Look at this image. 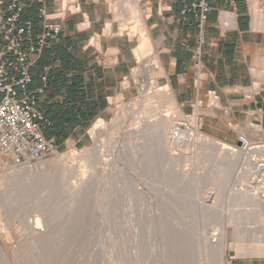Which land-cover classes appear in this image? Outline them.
<instances>
[{"label": "crops", "instance_id": "obj_1", "mask_svg": "<svg viewBox=\"0 0 264 264\" xmlns=\"http://www.w3.org/2000/svg\"><path fill=\"white\" fill-rule=\"evenodd\" d=\"M22 1L23 18L31 21L35 33L43 31V6L62 21L58 37L49 40L31 67L27 86L29 91L43 89L37 107L47 120L44 135L57 150L105 120L115 98L134 96L133 89L122 86L123 80L149 53L157 61L154 79L170 86L176 103L185 112L201 107L196 119L205 134L237 143L239 133H247L248 121L264 125V29L257 21L264 0L211 3L215 9L206 23L199 88L192 68L197 23L192 15L184 18L180 13L193 0H133L132 15L140 20L135 34L128 25L110 33L121 25L110 0ZM121 13L127 18V10ZM221 20L229 26L221 27ZM256 83L263 86L257 88ZM211 93L217 96L216 105Z\"/></svg>", "mask_w": 264, "mask_h": 264}, {"label": "rangeland", "instance_id": "obj_2", "mask_svg": "<svg viewBox=\"0 0 264 264\" xmlns=\"http://www.w3.org/2000/svg\"><path fill=\"white\" fill-rule=\"evenodd\" d=\"M110 1L112 2L111 4H109V7L116 11V19H119L121 23L120 29L111 28L110 33L112 34L120 33L121 30L128 25L131 27V30H133L132 32L135 34L137 27L140 25V20L138 21L137 19H134V15H132V11L134 10V8H136V3L133 0H110ZM122 10L124 11L127 10V18H124V16L122 15L121 13ZM257 21H259V27L264 29V9H259ZM154 60L155 59H153V55L151 53L145 55V58L143 57L139 59L138 64L133 67L130 75L127 77V79L125 78L122 83L123 87H127L135 91L134 96L131 97L130 99H125V100L122 99L121 97L115 98L111 107L112 112L107 116V118H105V120H101L100 122H98V124L99 123L103 124L102 126L110 129V132L113 131L112 132L113 134L114 131L115 134L117 132L122 133L124 130L132 127L135 124L132 119L133 117H130L131 102L134 99L143 96L142 94L144 91L142 92V90L145 89L148 91L150 90L151 92L147 91V96L152 97L154 95V92L156 91V88H164V87L166 88V86L158 84L157 81L154 79L155 75H153V69H152L155 64ZM144 75L145 77H141ZM257 75H261V74L257 72ZM144 84L146 86L148 85V87L147 88L144 87L143 86ZM261 86L263 85H261L260 83H256L257 88H260ZM165 99H166L165 96L159 98L160 108L156 112L158 113L159 111L161 112L163 111V109H166V111L164 110L165 112L172 113L176 110L173 113V116H175L174 120L181 119L182 117L179 118L178 117L179 115L176 114L178 108L182 109L181 106L178 103H176V101L174 103V106L167 105ZM127 104H129V106ZM166 105L167 107L170 106L171 108L170 109L167 108ZM201 112H203V110L201 109V107H197V105L195 106V110L192 112H187V111L185 112L182 109V114L190 119L191 127H192L193 118L196 115L197 117H199V114ZM161 113L164 114L163 112ZM187 125L181 127L186 129ZM93 126L90 127V129H86L85 131H83L82 134L79 137H77L76 141L73 144L58 150L56 153H52L48 155L43 160L46 162L48 161L51 162L52 160L53 162L54 159L55 161H58L59 157L60 159L64 157H65L64 159H69L70 155L68 156V154H71L72 152L78 153L79 149H81L80 150L81 153L83 148L87 146H91V144H93V141L95 140V139L93 140L94 137H92V135L95 136L94 133L95 131ZM246 129L248 134L247 133L245 134L249 138V142H256L259 145H264V125L258 124L256 122L248 121L246 125ZM202 133L204 132L202 131ZM204 135L207 134L204 133ZM207 136L219 142L228 143L234 147H241L237 145V143H230L227 141L219 140L211 135H207ZM135 140L143 141L142 138H140L139 140L138 139ZM197 146L201 147L202 144L197 143L195 148L191 147L188 151L183 150L186 152L185 153L181 152V156H178L175 159H169L165 155L163 156V154L158 155L156 159L153 161V166L157 168L155 172L153 171L154 168L152 169L148 168L149 170L146 169L145 171L146 173L143 170L142 174L145 173L147 176L143 175V177L145 176L144 178L140 176L143 178V179L140 178L141 180L138 179L139 176L137 178L135 175H130L132 176V178H134V179L130 178V180L128 178L130 176H127L128 179H126V176L125 177L124 176L121 177L122 175L119 176L121 178L117 176L118 169L120 168L122 169L123 167V166L121 167L119 164L125 165V162H123L122 164L121 163L122 161H118V164H116L117 159H113V158L114 157L118 158V156L116 155H118L119 152L117 153V150L115 148V152L112 151L113 155L111 154L110 156L109 155L107 156L108 158L111 157L112 160L110 166L109 167L107 166V168L100 167L96 172L97 174H95L94 176L93 175L89 176L90 178L89 179L90 190H88L89 192L86 191L85 192V194L87 193L86 195L83 194L84 196L81 195L78 197L77 196L75 197V195L71 193L72 195H74L73 198L75 197L74 200L78 201L77 204L73 203V198L69 199L67 197L71 195L70 192L62 191V189L66 185L77 181V174L75 172L76 170L74 168H69L67 172V176L65 177L64 180L60 182V191L55 193L56 195L54 194L57 199L53 202L59 201L57 203H54V207L53 205L52 206L50 205L49 207L48 201L50 200L47 201H45V199L44 201L39 200L41 199V195H42V193H40L41 190L40 192L39 190H35L33 194L30 192L29 195L30 197L23 198L22 201H17L18 198H16L15 195L13 194H12L13 196L11 194L9 195L10 191L8 190L9 189L11 190L12 187L15 185V183L12 184L13 180L11 178V174L16 173L19 168L15 166L16 161L14 157H12L10 154L7 153H0V187H1L0 193L2 191L7 192L6 194L5 192L4 193L2 192L0 194V208H2L0 209V214L3 213V211L6 214V216L2 214L3 219H2V215H0V222L2 221L1 223H3V221L5 223L9 218H16V216L18 215L20 216L21 215L25 216V214L37 215L38 212H41V210L42 213L45 211L49 212L50 210L52 211L53 208L58 207L59 204L61 205V208L59 205V208H56V210L53 209L52 215L50 213L51 211L49 212L51 217L54 218L53 220H55V223L57 222V220H60L58 221L60 223L58 224L56 223L58 226L53 221V223L57 227L56 232L57 233L59 232V236L58 234L54 235L55 240H53L52 238L51 239L53 241L49 239L51 240L50 243L48 241L47 242L42 241L37 244L35 243V245L32 242L25 240L24 242L25 244L23 246L24 248H20L22 251L19 250L17 254L19 256L18 257L19 262H21V264H137V263L138 264L139 263L140 264H206L204 259V252H205V248L207 247L206 241L217 240L221 235L227 214H229V212L231 211L234 210L237 211L243 208L242 209L243 211H247V210L249 211L245 215L246 223L244 225L243 223L238 225L237 228H234V226H232L233 224L232 225L230 224L228 228V240L230 243L236 245L237 247L234 246L229 248L228 254L226 256V264H264V253H262L264 251L261 250L263 248H259V247H264V212H263L264 210L263 209H262L263 211L260 210L261 211L260 214V211H258V206L255 205L254 202L255 200L253 201L252 199L251 201H249L250 199H246V201L244 200L245 202L243 203L239 202L240 204L238 205H236L238 201L233 200L234 199L233 197L242 190L241 188L243 189L246 188L248 190V193L253 195L257 193L259 196H261V198L262 197L264 198L263 196L264 170L262 169L263 170L262 171V170H258L259 168L257 169L254 168L255 170L253 169L254 170L253 172H256L254 173L255 175H253L254 177L251 176L248 179L243 176L244 174L243 169L245 168L243 166H246V164H244L242 168L241 166L239 168V165H242V163L240 164V162L234 161L235 164L236 163L237 164L234 167L235 169L232 168L234 170H232L231 174H228L229 176L227 177L224 176L225 179L223 178L218 180L213 179L212 177L215 178V176L216 178H218L217 163H215L216 161L213 160L216 157L214 158L211 157V159L212 158L213 159L212 160L210 159L212 163L215 161L214 162L215 164L214 163L211 164V167L210 165L204 167L203 166L204 164L203 165L201 164L202 160H199V157H201L200 153L202 149L201 150L200 148L198 149ZM174 148L176 149V152L180 153V150H178L177 146L174 145ZM68 151H70L71 153H69ZM108 151L110 152V150ZM108 151L106 152L107 154ZM80 153H78V155ZM188 153L190 155L192 154L195 161L193 158L190 159L189 161H185L184 156L188 155ZM261 158L264 159V156ZM70 159L72 160V158ZM196 159L199 161H196ZM71 160L70 162H73V160L72 161ZM36 161L38 160L30 161V162L27 161L26 163L27 164L30 163L29 166L31 168H36L37 167ZM114 161H116L115 162L116 167L117 168L120 167V168L117 169L115 167H112ZM263 163L264 162H262L261 164ZM194 164L195 165L197 164L196 166L200 165L199 167H197L199 170L196 168ZM201 165H202V169H201ZM214 165H216V167H214ZM208 167L211 168V170ZM113 168H115L117 172ZM205 170H208L207 173L205 172ZM215 170H216L215 172L216 175L214 173ZM186 171H187L186 175L188 176V178L190 179L192 177L194 178L193 181H191L190 179L188 180L185 179L187 177L185 175ZM209 171L212 172L210 173ZM102 172L103 173L105 172L108 176L104 175L105 173L103 174ZM156 172L157 174H155ZM152 173H154L155 175H153ZM189 173L190 175L192 173L193 174L195 173L196 175L195 176L193 175L191 177L190 175H188ZM197 173L201 176H198ZM183 175L185 176V178L183 177L184 180L182 181ZM7 176L8 177L10 176L9 180L11 184L9 183ZM195 177H197V179L201 181H196L197 179H195ZM198 177L199 178L203 177V180L202 178L199 179ZM122 178L128 181V183L129 181H132L131 182L132 186L134 185L133 184L134 181L135 184L137 183L139 184L140 187L139 192L137 190V194H135V196L132 198L133 201L130 200L134 207L131 205V202L129 203V197L127 196L130 195L128 192H127L128 194H126V190H125V188L127 189V186L130 187L131 184L130 185L125 184L123 182L125 186L124 184L122 185L121 183L122 181H124ZM5 179L7 180L5 181ZM116 179L118 180L120 179V180L118 181ZM138 180L141 181V183ZM152 180L154 181L152 182L154 184H151L150 181ZM215 181H218L219 183ZM188 182H190L191 185L193 182L195 184L190 186L189 185L190 183L188 184ZM183 183L185 185L188 184L189 185L188 187L191 188L190 189L189 188L187 189L185 187L181 188L184 185ZM151 185L160 188L161 191H157V193L149 192L150 191L149 188ZM113 187L114 189H111ZM248 187L254 190L251 191V189ZM177 189H179L180 192H178ZM173 190L176 192V194L174 193ZM43 192L44 195L47 193V192L45 193V191ZM177 192L179 194L180 193L182 194L180 195L178 194L179 196H177ZM38 195L40 197H38ZM5 196H7V198ZM112 196L113 199H111ZM122 196L126 199L124 198L122 199L121 198ZM181 196L182 198H180ZM14 197L16 198V203L18 202L17 204L14 203L12 199ZM53 197L52 199L54 200L55 197L54 198ZM80 197H82L81 200ZM168 197L171 198L174 197V199L173 198L170 199L174 201L175 205L172 204V201L171 203L168 202L169 201L167 199ZM3 198L5 199V201ZM43 198L45 197L42 196V200ZM77 198L80 200V202ZM52 199L50 204H52ZM7 200L9 201L6 203ZM38 200L40 201V204H38L39 202ZM10 201L15 205L12 206L11 205L12 203H10ZM43 202H47L48 207L44 205ZM71 202H72L71 206H73V204H76L74 205L75 209L72 208L71 206H69L71 207L70 209L67 208L68 204L70 205ZM41 203L43 204V206H46V208L48 209L44 211V209L39 207L41 209L39 210L37 206L39 205L42 206ZM78 203L79 204L81 203L80 205L82 208H80V205ZM82 204H84V206ZM77 205H79V207ZM76 206L78 209H76ZM204 206H210V207L208 209L206 208V211L203 212L205 210ZM7 207H10L9 208L10 210L7 209ZM35 210L38 211L36 212ZM55 211H56L55 215L57 214L56 217L57 219H55V215H54ZM113 214L115 215L113 216ZM18 224L19 223L16 222V225L19 227L20 225ZM115 227L117 228L116 231L114 230ZM7 238L9 244L14 242L11 234H8ZM138 239H140V241ZM23 240L24 238L21 239V241ZM142 242L143 243L145 242L144 246ZM136 247L139 248L140 251ZM259 249H260V253H259ZM254 250H257L258 252ZM20 253H22V256L24 257H22ZM217 256L218 253L215 252L213 257L216 260L218 258ZM139 257L143 261L140 260ZM0 264H2L1 261Z\"/></svg>", "mask_w": 264, "mask_h": 264}, {"label": "bare ground", "instance_id": "obj_3", "mask_svg": "<svg viewBox=\"0 0 264 264\" xmlns=\"http://www.w3.org/2000/svg\"><path fill=\"white\" fill-rule=\"evenodd\" d=\"M156 62H155V64H156ZM151 84H152V82H151ZM143 86L146 87V88L148 87V85L146 86L145 84ZM169 87L156 88V91L154 92V95L152 97L147 96V91L148 90H146L144 88L146 90V92H145V90H142V92L144 91L143 94H142L143 96L140 97V98L134 99L131 102L132 107L130 105V108H131V116L130 117H133L132 119H133L135 124L132 127L124 130L122 133L116 131L117 133L115 134V131H114V134H115L114 135L112 133L113 131L110 132V129H108L107 127L102 126L103 124H101V123L98 124V122H100V121L96 122L94 124V126H93L94 127V131H95L94 132L95 136L92 135V137H94L93 140L95 139L93 141V144H91V146H87V147L83 148L81 153H80L81 149H79V152H78V153H80L79 155H78L77 152H76L77 153L76 154L74 152L71 153L70 151H68L69 153H71V154H68V156L70 155L69 159H64L65 158L64 156H63L64 158L61 157L62 159H60V157H59L58 161H55V159H54L53 162H52V160H51V162H49V161L46 162L43 159H39L38 161H36L37 162L36 163L37 167L35 166L36 168H31L29 166V164H30L29 162L30 161L28 162L29 164L26 163L28 160L24 161V162H19V161L16 160V163L15 162L14 163L16 164L15 166L18 167L19 169L17 170L16 173L11 174V178L13 180L12 184L15 183V185L12 187L11 190L9 189L11 187L8 188L9 190L7 189L8 191H10V193L8 192L9 195L13 194V195H15L16 198H18V199L21 198L20 200L17 199V201H22L23 198L30 197L29 196L30 192L33 194L35 190H39V192L41 190V192H40V193H42L41 199H39V198H37V199H39L41 201H44V199H45V201L50 200V201H48L49 207H50V205L51 206L53 205V207H54V203L59 202V201H57V202H53V201H55L57 199L56 196H55L56 195L55 193L60 191V182L62 180H64L65 177L67 176V172H68L69 168H74L76 170L75 172L77 174V181L66 185L62 189V191H68V192H70V194L73 193L75 195V197L76 196L78 197V196H81V195L84 196V195L87 194V193L85 194V192L86 191L89 192L88 190H90L89 189V185H90L89 184L90 183L89 176H91V175L94 176L95 174H97L96 172L98 171V169L100 167H106L107 168V166L108 167L110 166V163L112 162V160H111V157L108 158L107 156L108 155L110 156L112 154V151L115 152V148L117 150V153L119 152L118 155H116V156H118V158L117 157L115 158L114 157L115 155L113 156L114 158L113 157L112 158L113 159H117L116 160L117 161L116 164H118V161H122L121 163L123 164V162H125V165L124 164L123 165L119 164L121 167L123 166L122 169L120 167H118V168L121 169L120 170V169H118L116 167V165H115L116 161H114L112 167H115V168L118 169V172H117V170L115 168H113V169L116 170V172L118 174L117 175L118 177L121 176V175H122L121 177H123V176L125 177L126 176V179L129 178V180H130V178H132V176H130V175H135L137 178L139 176L138 179H140V178L143 179L145 176H147L145 174L146 173L145 171L148 168H151V169L154 168L153 171L155 172V170L157 168H155V166H153V161L156 159V157L158 155H162L163 154V156L165 155L169 159H175L178 156H181V152L182 153L186 152V151H183V150H187L188 151L191 147L195 148L197 143L202 144L201 147L197 146L198 149L199 148H200V150L202 149V151L200 153L201 157H199V160H202L201 164L202 165L204 164L203 165L204 167L205 166L207 167L209 165L211 167V164H213L215 161H216L215 163H217V172H218L217 175H218V178H216V176H215V178L212 177L213 179H216V180L221 179V178L225 179L224 176H226V177L229 176L228 174H231L232 170L235 169L234 167L237 164V163L235 164V162H240V164L242 163V165H239V168H240V166L242 168V166L244 164H246L247 167L243 166V167H245L244 168L245 170L243 169V172H244L243 176L245 178H248V179L251 176L255 175L254 173H256V172H253L255 169L259 168L258 170H262V169L264 170V163L261 164L262 162H264V159L261 158V157L264 156V145H259L256 142H249V143H247V144H245V145H243L241 147H234V146H232V145H230L228 143L219 142V141H217L215 139H212V138L208 137L207 135H204V133H202V131L200 129V126H199V124L197 122L196 116L193 118L192 127H191L190 119L182 114V109H180V108L177 109V113L176 114L179 115L178 116L179 118L182 117L181 119L174 120L175 116H173V113L176 110L174 112L170 113V112H165L166 109H163V111H161V112H163V113L165 112V113L162 114L159 111L158 112L159 114H158L156 111H158V109L160 108V105H159L160 100H159V98L165 96L166 97V99H165L166 104L170 105V106H174L175 97L173 96V94L171 92V89ZM148 92H151V91L149 90ZM127 105L129 106V104H127ZM167 105H166V107H167ZM170 106H168L167 108L170 109L171 108ZM167 111H168V109H167ZM181 121H186L187 122L188 125H187L186 129L182 128L179 125L181 123ZM256 126H258V125H256ZM106 129H108V130H106ZM140 138H142L143 141H141V140L140 141H136L135 140V139L139 140ZM174 145L178 147V150H180V153L176 152V149L174 148ZM111 149H113V150H111ZM108 150H110L111 153ZM74 151H76V150H74ZM107 151H108V154L106 153ZM189 153H188V155L184 156L185 157V161H189L192 158L194 159L192 154L190 155ZM195 153H197V152H195ZM64 154H67V153H64ZM211 157H213V158L216 157L214 159L212 158L213 160H215L213 163L210 161ZM70 158H72L73 162H70V160H71ZM199 160L196 159V161H199ZM194 161H195V159H194ZM26 165H27V167H26ZM119 165H117V166H119ZM202 165H201V169H202ZM199 166H196V168L199 167ZM214 167H216V165H214ZM236 167H238V166H236ZM232 168H234V169H232ZM209 169L211 170V168H209ZM102 170H103V168H102ZM143 170H144L145 173L142 174ZM208 170H205V172L207 173ZM212 170H213V168H212ZM153 171H151V172H153ZM215 172H216V170L214 171V173ZM108 173H109V170H108ZM190 173H191V171H190ZM190 173L188 175H190ZM152 174L155 175V174H157V172L155 174L154 173H152ZM186 174H187V171H186L185 175ZM104 175H107V174L105 173ZM143 175H145V176L143 177ZM193 175L195 176L196 174L192 173L190 176L192 177ZM215 175H216V173H215ZM127 176H130V177L127 178ZM140 176H142L143 178L140 177ZM198 176H201V175L198 174ZM9 177L7 176L8 181L10 183ZM121 177H119V178H121ZM151 177H152V175H151ZM183 177L185 178L184 175L182 176V178ZM203 177H200V178H202V180H203ZM115 178H117V177H115ZM184 178L182 179V181L184 180ZM132 179H134V178H132ZM185 179L188 180L190 178H188V176H187ZM193 179L194 178L192 177L190 180L193 181ZM195 179H197V177H195ZM223 179H222V181H223ZM6 180L7 179H5V181ZM116 180H118V179H116ZM196 181H201V180L197 179ZM123 182L125 184H129L130 185L132 181H129V183H128V181L124 180L121 183L122 185L124 184ZM139 182L141 183V181H139ZM150 182H151V184H154V183H152V182H154L153 180L150 181ZM190 182H188V184ZM215 182H218V181H215ZM219 182H220V180H219ZM6 184H7V182H6ZM125 184H124V186H125ZM133 184H134L133 186L131 184L130 187L127 186V189L125 188L126 194L129 193V195H130V196H127V197H129V203L131 201H133L132 198L135 196V194H137V190H138V192L140 190V187H139L138 183L135 184V181H134ZM188 184H186V185L184 184L183 187H181V188L185 187V188L188 189L189 185L192 186L195 183L193 182L192 185H191V183L189 185ZM9 186H12V185H9ZM248 188H250V187H248ZM111 189H114V187L111 188ZM187 189H185V190H187ZM241 189L242 190L241 191L239 190L240 192L237 193L233 197L234 198L233 200L238 201V203L236 205L245 202L246 199H250L249 201H251V199H252L253 201L255 200L254 202H255V205L258 206V211H260V210L263 211L264 210V198L263 197L261 198V196H259L257 193L254 194V195L248 193V190L246 188L245 189L241 188ZM149 190H150L149 192H151V193H157V191H161L160 188H157L154 185H151ZM253 190L251 189V191H253ZM43 191H45V193L47 192L46 193L47 195L45 194L46 196L43 194L44 193ZM177 191L180 192L179 189H177ZM4 192H5V194L7 193L6 191H4ZM178 192H177V196L182 194V193L179 194ZM181 192H182V190H181ZM254 192H256V191H254ZM174 193L176 194L175 191H174ZM115 194H116V192H115ZM124 194H125V192H124ZM74 195H72L71 198H70V196H67V197L69 199H72ZM42 196L45 197V198H43V200H42ZM53 196L55 197L54 200L52 199ZM123 196L121 197L122 199L124 198ZM3 197H4V195H3ZM5 197L7 198V196H5ZM38 197H40V196L38 195ZM14 198H12V199H13L14 203H16V198H15V200H14ZM74 198H73V203L77 204L78 201H75ZM170 198L171 197L167 198L169 200V201L167 200L169 203H171V201H172L171 199L172 198L174 199V197H172L171 199ZM180 198H182V196ZM12 199H11V201H12ZM51 199H52V204H50ZM81 199H82V197H80V200ZM111 199H113V196H112ZM124 199H126V198H124ZM80 200H79V202H80ZM4 201H5V199H4ZM8 201L9 200H7L6 203ZM11 201H10V203H12ZM119 201H120V199H119ZM83 202H84V200H83ZM1 203H3V202H1ZM10 203H9V205H10ZM14 203H12L11 205L12 206L15 205ZM43 203H44V205H46L48 207L47 202H43ZM81 203H82V201H81ZM215 203H216V201H215ZM38 204H40V201L38 202ZM71 204H72V202L70 203V205L68 204L67 208L70 209L72 207V208L75 209L74 205H76V204H73L74 207L71 206ZM172 204H174V201H172ZM59 205L56 208H59ZM79 205H77V206L79 207ZM82 205L84 206V204H82ZM131 205H132V202H131ZM3 206H1V207H3ZM42 206H43V204H42ZM42 206L39 205L37 207L38 208L41 207L42 209H44V211L46 209H48V208H46V206H43L44 208ZM69 206H71V207H69ZM77 206H76V209H78ZM85 207H86V205H85ZM209 207L210 206H204L205 210L203 208V210H204L203 212H205L206 208L208 209ZM9 208L10 207H7V209H9ZM56 208H53V209L56 210ZM60 208H61V205H60ZM80 208H82L81 205H80ZM121 208H124V207H121ZM125 208H127V207H125ZM0 209H2V208H0ZM53 209H52V211L50 210L51 212L49 211L51 213V215L53 213ZM242 209L241 210L239 209L237 211L234 210V211L229 212V214H227V217L225 219L221 235H220V237L217 240H215V241H211V240L208 241L207 240L206 241L207 242V247L205 248V252H204V259H205V263L206 264H219V263L220 264H226V256L228 254L229 248L236 246V245H233L232 243H230L229 240H228V228H229L230 224L231 225L233 224L232 226H234V228H237L238 225H240L242 223L244 225L246 223L245 215L249 211L248 210L247 211H243ZM244 209H245V207H244ZM39 210H41V209L39 208ZM35 211L37 212L38 210H35ZM261 211H260V214H261ZM49 212L45 211V212L42 213V210H41V212H38L37 215H32V214H27V215L25 214V216L24 215L23 216L22 215L21 216L18 215V216H16V218H9V219L7 218L8 220L5 223H4V221H3V223H1L2 221L0 222V261L2 262V264H21V262H19V258H18L19 256L17 254H18L19 250L22 251L20 248H24L23 246L25 244L24 243L25 240L26 241H30V242H32L35 245V243L37 244V243L42 242V241H46V242L48 241L50 243V241L52 239L55 240L54 235L58 234V236H59V232L58 233L56 232L57 231L56 230L57 229L56 225L58 223H60V222H58L60 220H57V222H56L57 224H56L55 220H53L54 218L51 217ZM73 212H74V210H73ZM55 213H56V211L54 212V215H55ZM2 214L6 216L4 211L0 215H2ZM34 214H35V212H34ZM115 214H113V216ZM3 215H2V219H3ZM59 216H58V218H59ZM56 217H57V214L55 215V219H57ZM113 218H115V217H113ZM53 221H54V223L56 225L53 223ZM16 222L19 223L18 224V225H20L19 227L16 225ZM59 227H60V224H59ZM118 228H119V226H118ZM116 229L117 228L115 227L114 230L116 231ZM8 234H11L12 235V239L14 240V242H12L11 244L8 243V238H7ZM137 236H138V234H137ZM23 238H24V240L21 241V239H23ZM49 239H51V240H49ZM143 239H145V238H143ZM138 240L140 241V239H138ZM144 243H143V246H144ZM259 248H263L264 249V247H259ZM137 249H139V248H137ZM263 249H261V250L264 251ZM257 250H254V251L258 252ZM23 251H24V249H23ZM139 251H140V249H139ZM215 252L218 253L217 260L213 257ZM22 253H20L21 256H22ZM144 253H145V250H144ZM259 253H260V249H259ZM262 253H264V252H262ZM22 257H24V256H22ZM139 259L142 260L140 257H139ZM140 260H139V262H140ZM217 261H219V262H217Z\"/></svg>", "mask_w": 264, "mask_h": 264}, {"label": "built area", "instance_id": "obj_4", "mask_svg": "<svg viewBox=\"0 0 264 264\" xmlns=\"http://www.w3.org/2000/svg\"><path fill=\"white\" fill-rule=\"evenodd\" d=\"M215 0H193L181 10L187 18L192 15L197 23V44L192 49L195 85L199 88L203 79L202 56L206 45V23L215 8ZM234 5L235 0H222ZM26 4L22 0H0V153H7L15 161L44 159L58 150L44 135L47 120L38 109V94L43 89L29 91L30 69L41 57L49 40L58 37L62 21L52 17L45 7L40 9L43 31L35 33L31 21L23 18ZM220 26L229 25L222 20ZM127 79V77H126ZM212 105L217 96L211 93ZM180 126H186L181 121ZM243 146L249 142L245 133H239Z\"/></svg>", "mask_w": 264, "mask_h": 264}, {"label": "water", "instance_id": "obj_5", "mask_svg": "<svg viewBox=\"0 0 264 264\" xmlns=\"http://www.w3.org/2000/svg\"><path fill=\"white\" fill-rule=\"evenodd\" d=\"M237 145H239V146H240V145H241V143L238 141V142H237Z\"/></svg>", "mask_w": 264, "mask_h": 264}]
</instances>
